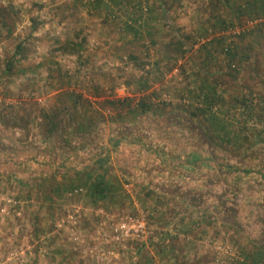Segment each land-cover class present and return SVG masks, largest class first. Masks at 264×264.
Instances as JSON below:
<instances>
[{
  "label": "rangeland",
  "instance_id": "1",
  "mask_svg": "<svg viewBox=\"0 0 264 264\" xmlns=\"http://www.w3.org/2000/svg\"><path fill=\"white\" fill-rule=\"evenodd\" d=\"M103 1L97 6L92 0H0L5 9L0 14V132L35 144L46 141L54 152L66 137L75 160L104 156L113 182L123 183L130 201L118 197L94 206L85 187L66 189L72 173L87 171L91 162L89 168H64L65 177L59 168L25 182L1 176L0 264H234L249 240L212 218L216 195H234L247 236L264 240L263 220L253 218L258 214L253 205L264 199V16L234 21L243 32L221 33L224 38L208 46L211 57L204 63L199 46L218 35L199 34L215 23L208 18L222 13L233 21L245 0H150L157 20L148 23L156 24V31L148 35L147 24L141 40L119 30L126 20L120 7L136 0ZM161 15L188 48L176 61L168 60L161 47L173 37ZM69 43L82 44V50L73 52ZM228 47L233 58L222 52ZM132 52L139 66L129 60ZM202 83L213 100L192 117L196 108L188 102ZM141 98L149 107L145 112L138 108ZM54 111L60 115L59 131L50 136L41 115ZM197 123L213 138L212 149L200 139ZM118 124L120 134L133 132L137 148L154 146L165 159L166 154L181 156L172 149L192 153L200 139L202 192L185 193L191 187L184 183L176 198L161 197L162 188L177 184L139 186L110 168L105 140ZM224 127L227 143L218 139ZM65 156L62 162L74 166L70 154ZM138 221L144 223L141 230Z\"/></svg>",
  "mask_w": 264,
  "mask_h": 264
},
{
  "label": "trees",
  "instance_id": "2",
  "mask_svg": "<svg viewBox=\"0 0 264 264\" xmlns=\"http://www.w3.org/2000/svg\"><path fill=\"white\" fill-rule=\"evenodd\" d=\"M109 1V0H108ZM97 6L100 5V3H104L103 0H92ZM152 2V1H151ZM227 3V2H226ZM150 5V0H136L133 1V3H125L124 9L123 7H120V11H124V15L126 16V20L122 21L119 27V30L123 34H129L133 37L134 40H141L143 36V27H145L147 24V33L148 35H151L152 32L156 31L153 27L157 26L156 24L151 27L148 22L150 20H157L155 16H153L154 8H153V2ZM161 4L157 8H160ZM156 8V10H157ZM213 10V9H212ZM5 12V9H0V14ZM235 18L233 21L230 22L226 21L225 17L222 16V13L218 15V17H214L213 13L210 18H208V22L211 24V19H214L215 23H212V25H209L210 27L205 29V31L200 35H203V37H206V34H218L215 36L212 40L209 39L208 41H204L202 44H200L199 48L202 49L201 52H205V56L203 57V62L206 63L208 59H210L211 52L208 49V46L212 45V41H215L217 44L220 43L221 39L224 38L221 33L226 31L227 29L235 26L234 21L237 19H243L244 17H255V16H264V0H245L243 4L237 5L235 10ZM166 14V13H165ZM167 15V14H166ZM157 16V15H156ZM114 17V16H113ZM161 24L168 30H171L172 32V40L168 41L165 45L161 46L163 50L165 51L166 56L168 60L176 61L179 57L185 56L187 53L188 48L185 45L184 40L178 36L179 34L175 33L171 29V25L169 23V20H167L164 15H161ZM159 24V20H158ZM153 25V24H152ZM210 30V31H209ZM209 31V32H208ZM8 33H11V30H8ZM203 37H200L203 38ZM187 39V38H186ZM199 40V38H198ZM209 43V45H206ZM68 44V42H66ZM70 46V49H74L75 51H81L82 50V44L75 43L67 45ZM207 46V47H206ZM18 49H21V45H18ZM199 49V50H200ZM225 51L222 52H228L227 54L230 55L233 58V52L232 49L229 47L224 49ZM134 52L130 53L129 60L132 61L134 66H139L140 63H137L136 56L133 54ZM231 53V54H230ZM14 59V57H12ZM12 61L9 60V63L6 65V73L11 74L13 70ZM158 65L155 64V67ZM232 70H237L238 68L235 65H230ZM236 67V69H235ZM159 68V67H158ZM156 69V68H155ZM171 70V69H170ZM160 74H158L159 76ZM154 81H157V78ZM145 88V87H144ZM144 88H141V91L144 90ZM212 89V88H211ZM208 91H210L209 86H203V83L200 87V91H198L194 95V101L188 102V104H192L195 110L193 112L191 111L190 114L193 116L203 113L202 109L203 106H208V104H211L212 97L208 94ZM69 98L71 99L73 96V93L69 92ZM76 96V95H75ZM80 100L82 99L81 95L78 96ZM119 103V102H118ZM127 103V102H126ZM113 104V103H110ZM247 107V105L245 104ZM138 108L140 112H145L149 107L147 105V102L144 101V99H140L138 101ZM42 121L43 126L45 128L44 133L47 135L52 136L54 132L59 131V117L60 115L54 111L52 113H43L42 115ZM118 123L121 122V120L118 119ZM83 130L84 127H80V130ZM224 135H219L218 139H221L224 143H227L229 141V131L225 130V127L222 129ZM204 135L206 134V131L203 132ZM63 137V136H62ZM224 137V138H223ZM206 144L212 145L213 144V138L207 137L205 135ZM61 149L65 148L64 151H72L74 150L72 147H70V143L68 139L62 138L61 141ZM118 143V142H117ZM111 145H114V141L110 142ZM67 148V149H66ZM104 157V156H103ZM103 157H98L96 160H87L86 167L89 168L87 171H75L72 174L74 175V178L71 179L67 184L65 183V188L68 190H72L78 187H85L86 192L88 194V199H90L91 204L94 206H99V204H103L107 200L114 201L115 198H121V199H128L130 201V197L128 194L125 193L123 188V183L120 181L114 183V178L108 173L109 169L107 166H105L106 159ZM91 162V164H90ZM88 164L89 167H88ZM226 167H232L234 170H238L237 167L231 166V165H225ZM95 173L94 176L91 173ZM68 173V170L63 169L60 174L61 176ZM125 174L128 175L127 171H125ZM53 178V177H51ZM128 182V181H126ZM125 182V183H126ZM167 189V187H165ZM174 188H169L168 191L172 190ZM59 190V189H58ZM76 190V189H75ZM172 191L171 193H173ZM178 194V193H177ZM123 195V196H122ZM118 200V199H117ZM234 195L231 196H221L216 195V209H214V212L216 211L217 214L214 215V218H212L210 215H206L207 218H212L215 221H218L221 226H226L228 228L234 229L238 234L245 236L248 240V246L245 248H242L237 258L234 261V264H264V240H255L253 237L247 236L249 235V229L244 228L243 224L239 222L238 220V207L233 204ZM254 210H257L258 214L255 213L254 222L262 221L264 223V199L262 203H258V205H253ZM206 212V211H204ZM205 214V213H203ZM207 222V221H206Z\"/></svg>",
  "mask_w": 264,
  "mask_h": 264
},
{
  "label": "crops",
  "instance_id": "3",
  "mask_svg": "<svg viewBox=\"0 0 264 264\" xmlns=\"http://www.w3.org/2000/svg\"><path fill=\"white\" fill-rule=\"evenodd\" d=\"M184 119H188V121L194 120V118L188 116L184 117ZM192 122L194 123V121ZM194 124H196V122ZM197 125H199L198 128L200 132L197 131L199 132L200 139H202V136L205 138L206 134L204 135V133H202L201 123H197ZM118 126L119 127H117V130L112 136L105 137L106 145L104 147V154H106V156L108 155V157L110 156V168L117 167L120 173L124 175L125 171H127L129 179L134 180L139 186H144L154 181L156 182H154V185H157V182H165L161 183L165 185L177 184V187L170 191L162 188L157 194L161 197H165L166 195L176 198L177 193H180L178 188H183L181 184L184 183L191 187L187 189L185 193H190L191 189H195L198 195L202 192V145L200 139L199 142H197L199 148L195 149L192 153L172 149V151H175L174 153L178 152L181 156H168L166 154L165 159V157L160 158L157 155L154 146L146 148L142 145L140 148H137L136 145L139 142L136 139H130L133 132L130 133V136H128L126 131L125 134H120L118 130L119 128L122 129V126L119 124ZM188 131L190 132V128ZM15 132V135H19V132ZM10 135L12 134L7 131L4 133H2V131L0 132V177H8L10 179L18 178L22 182H25L31 177L38 176L40 178L44 176V178H46L54 168L56 170L57 168L63 170L64 168L74 167L77 169L78 167L87 166L84 165L87 162V158L85 159L83 156H80L78 160L72 158L73 154H76L75 149L69 152L67 150L60 151L59 149H61V147H57L56 152H54L45 146L44 142L46 141L35 144L22 139H11ZM202 140L208 148H213L212 145H207L205 143L207 139ZM113 141L114 145H111L110 142ZM69 154V159L72 158L69 162L74 165L71 167L68 166L66 162H62L63 157ZM64 158H66V156ZM209 164H211V162L205 164L207 166L206 168L210 166ZM227 164L231 165L229 163H224V165ZM218 165L221 166L222 164ZM28 176L31 177L28 178ZM172 191L174 192L171 193ZM190 207H193V209L197 208V206L192 204ZM201 211L198 213H201Z\"/></svg>",
  "mask_w": 264,
  "mask_h": 264
},
{
  "label": "built area",
  "instance_id": "4",
  "mask_svg": "<svg viewBox=\"0 0 264 264\" xmlns=\"http://www.w3.org/2000/svg\"><path fill=\"white\" fill-rule=\"evenodd\" d=\"M261 21V18L259 19H256L255 21H252V22H248L247 24H246V26H245V28H249L250 26H252L253 24H255V23H258V22H260ZM251 23H253L252 25H249V24H251ZM226 34H228V35H239L241 32H243V30H241V29H239L238 27H235V26H233V27H231V28H229V29H227L226 31H224ZM136 226H137V229L138 230H141L143 227H144V223L142 222V221H138L137 223H136ZM121 228L122 229H124V231L127 233L128 232V229H127V227H126V225L123 223L122 225H121Z\"/></svg>",
  "mask_w": 264,
  "mask_h": 264
}]
</instances>
